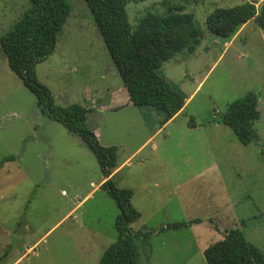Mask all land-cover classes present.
<instances>
[{
    "label": "rangeland",
    "instance_id": "374dc122",
    "mask_svg": "<svg viewBox=\"0 0 264 264\" xmlns=\"http://www.w3.org/2000/svg\"><path fill=\"white\" fill-rule=\"evenodd\" d=\"M244 1L128 4L133 26L148 11L182 8L195 15L203 30L194 53L183 52L162 66L191 98L163 125L162 113L151 108L145 117L150 131L146 136L138 129L133 135L126 128L115 129L114 122L124 123L110 112H99L114 99L106 84L116 89L124 83L85 0H68L71 13L56 50L36 66L38 80L58 104L85 106L87 90L103 89L87 120L97 128L101 144L119 140L127 153L152 136L136 160L147 161L135 167L129 183L135 186L132 204L141 214L132 227L148 233L137 239L142 264H150L149 247L156 264H184L190 252L223 239L235 227L264 252V28L252 19L225 41L206 26L216 8ZM29 5V0H0V35ZM250 90L259 94L260 118L254 126L261 140L245 145L216 118ZM190 116L196 127L190 126ZM12 155L15 159L0 168V264H99L104 249L118 238L119 213L101 188L105 177L99 163L78 136L41 112L35 94L11 70L0 45V161ZM181 221L190 225L164 228Z\"/></svg>",
    "mask_w": 264,
    "mask_h": 264
},
{
    "label": "trees",
    "instance_id": "16d2710c",
    "mask_svg": "<svg viewBox=\"0 0 264 264\" xmlns=\"http://www.w3.org/2000/svg\"><path fill=\"white\" fill-rule=\"evenodd\" d=\"M139 1L142 0H85L130 102L142 111L146 108L159 110L163 125L182 112L187 99L181 87L166 76L163 63L183 52L194 53L203 38V30L195 15L182 8H169L165 13L148 11L133 26L127 7ZM29 2L21 16L0 35L1 49L11 70L35 94L41 112L78 136L90 147L99 163L105 177L101 188L114 199L119 210L115 222L118 238L104 249L99 264H142L137 239L148 233L132 227L141 216L132 204L134 190L121 187L119 176L113 175L118 163V146L102 145L95 130L87 125L89 109L80 103L58 104L51 90L37 77V64L56 50L58 34L70 16L71 4L68 0ZM252 19L264 28V4L258 7L257 1L247 0L216 8L207 16L206 26L212 34L229 41ZM258 102L259 94L250 90L232 101L216 120L230 127L242 144L259 141L261 138L254 126L260 118ZM189 124L197 126L194 116L189 117ZM14 159L13 155L2 158L0 168ZM189 225L181 221L164 228L180 229ZM203 255L207 264H264V252L248 240L239 227L228 229L223 239L204 249Z\"/></svg>",
    "mask_w": 264,
    "mask_h": 264
},
{
    "label": "crops",
    "instance_id": "0c3cea01",
    "mask_svg": "<svg viewBox=\"0 0 264 264\" xmlns=\"http://www.w3.org/2000/svg\"><path fill=\"white\" fill-rule=\"evenodd\" d=\"M111 86L112 84H109V83L106 84V88L109 87L108 90L109 91L111 90V96L114 99L112 100L111 103L102 105L101 108H99V112L101 116H103V113H105V111H107V113L110 112L115 115L114 119H116V121L120 120L124 123V124H120V123L114 122L113 125L115 129L126 128V130H129L132 135L137 131L135 129H138L143 135L145 136L148 135L150 131L147 127L145 117H146L147 112L151 108H146L145 110L142 111L138 107L134 106L130 102L129 94L124 85L123 87L118 86V88L116 89ZM98 90L103 91V89H98ZM98 90L96 89L87 90L84 93L83 100L86 104L85 107L89 109V112H90V109L93 107V105L97 104L100 100L99 98L100 93H98ZM190 98L191 96L187 97L186 103L187 101H189ZM88 118H89V113H88ZM93 129L96 131L97 128H93ZM133 130H135V132H133ZM151 138L152 136H149L148 140H150ZM148 140H146L142 145H140L138 148H135L134 150L128 149L127 153H123L124 144H122L119 140L113 143V145H117L119 148L118 149V163H117V167L115 168L113 172V175L116 174L119 176L118 183L121 187H131L133 189L135 188V186H132L131 184H129L131 183V181H133V178H134V176L131 175V172L135 169L137 165L141 166L143 162L146 163L147 157H142V159H140L139 162H137L136 160L138 157L139 150ZM102 144L105 146L109 145L107 143H102ZM150 157L151 155L148 156V159H151ZM134 161L135 163H138V164H135ZM191 236H192L193 242L196 243L198 240L197 235L194 234ZM204 249L205 248H203L202 250L199 248H196L194 251L190 252L189 255L186 256L184 260V264H204L200 256V253H203ZM147 258L150 264H156L154 263V259H153V247L148 248ZM162 264H166V263L163 262Z\"/></svg>",
    "mask_w": 264,
    "mask_h": 264
},
{
    "label": "bare ground",
    "instance_id": "6f19581e",
    "mask_svg": "<svg viewBox=\"0 0 264 264\" xmlns=\"http://www.w3.org/2000/svg\"><path fill=\"white\" fill-rule=\"evenodd\" d=\"M188 102V101H187Z\"/></svg>",
    "mask_w": 264,
    "mask_h": 264
}]
</instances>
